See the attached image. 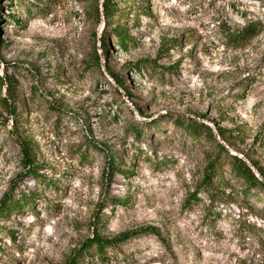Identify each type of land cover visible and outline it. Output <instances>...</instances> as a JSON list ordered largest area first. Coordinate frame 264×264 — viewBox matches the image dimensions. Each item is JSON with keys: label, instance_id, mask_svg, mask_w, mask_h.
<instances>
[{"label": "rangeland", "instance_id": "rangeland-1", "mask_svg": "<svg viewBox=\"0 0 264 264\" xmlns=\"http://www.w3.org/2000/svg\"><path fill=\"white\" fill-rule=\"evenodd\" d=\"M139 1L137 24L95 25L78 0H0V203L30 198L0 217V264H264V193L246 194L227 162L205 183L222 152L173 125L207 124L264 172V0ZM116 23L134 48L99 47ZM253 23L243 43L224 39ZM93 32L100 71L86 67ZM141 59L156 73H138Z\"/></svg>", "mask_w": 264, "mask_h": 264}, {"label": "trees", "instance_id": "trees-1", "mask_svg": "<svg viewBox=\"0 0 264 264\" xmlns=\"http://www.w3.org/2000/svg\"><path fill=\"white\" fill-rule=\"evenodd\" d=\"M138 1L139 0H78V2L82 6V12H84L86 17L90 18L95 25L98 24L101 17H103L104 20L108 22L113 21V17H117L118 21L122 20L121 22H124L125 20H131L134 24H137V22L140 20V17H147L149 15V6L147 5V3L145 2L144 4L140 1L138 3ZM34 8L37 9L38 12L42 11V9H39L38 7ZM256 24L257 23L249 24L243 29L225 31L222 30L223 37L229 43L241 44L256 35ZM109 39H112L119 48L125 51L130 48H134L136 44L134 38L127 33V26H123L117 23L113 28H108L107 26L103 28L98 37L99 47H101V49L103 50L107 49V42ZM95 41L96 33L93 32L91 42L93 51L87 61L86 67L89 69H95L97 71H100V56H98V53L96 51ZM131 65L135 67V70L138 73L143 69L150 73H156L157 70V68L153 66L154 63L146 59H141L135 62V64ZM107 71L113 77L115 84L118 87L125 89L124 82L119 79L108 68ZM10 86L11 80L9 79L7 81L8 91L10 90ZM115 91L117 95H121L118 90ZM173 125L175 127L181 128V130L185 129L188 135L196 140L199 138L200 134H204L208 139L212 140V142L222 152L223 155L221 159L216 160L217 163L216 161H212L206 167L204 178L205 183L208 182V177H210L211 175H215V177H220V163L227 162L228 166L230 167V172L244 182L246 194L249 192L250 189H260L264 193V172L262 171V169L256 167L253 162H250V166L247 161L242 159L240 156L231 153L227 147H223V145L216 140L212 128L209 127L207 124H203L202 122L192 117H175L173 119ZM217 132L221 139L225 142L221 130L217 129ZM135 134L137 137H139L141 136L142 132L136 131ZM24 153H26L24 157V162L27 167H34L33 160H31L30 152L26 150L24 151ZM108 164L110 168V174L115 171L122 172V170H119V168L115 166L112 160L111 162H108ZM254 169L257 171V173ZM29 172L34 173L31 170ZM29 200L30 198H28L24 194L18 199H13L11 197L5 196L0 203V217H5L9 210L20 209L23 204L29 205ZM127 200L128 198L124 197V199H118L115 201L117 202V205H121L124 204ZM145 233L155 234L156 231H154L152 228H145L139 231H125L120 236L111 239L105 237L101 238L96 235L92 238H89L84 246L85 250L87 251L92 246H94L98 252H101L105 246L113 245L115 242L122 243L125 242V240H127L131 236H137Z\"/></svg>", "mask_w": 264, "mask_h": 264}, {"label": "water", "instance_id": "water-1", "mask_svg": "<svg viewBox=\"0 0 264 264\" xmlns=\"http://www.w3.org/2000/svg\"><path fill=\"white\" fill-rule=\"evenodd\" d=\"M215 135V137H216V134H214Z\"/></svg>", "mask_w": 264, "mask_h": 264}]
</instances>
